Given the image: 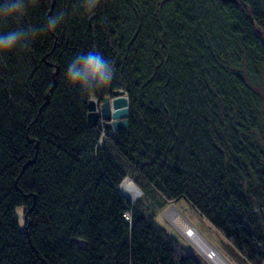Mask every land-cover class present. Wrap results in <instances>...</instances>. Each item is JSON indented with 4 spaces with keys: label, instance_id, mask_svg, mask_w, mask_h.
Masks as SVG:
<instances>
[{
    "label": "trees",
    "instance_id": "trees-1",
    "mask_svg": "<svg viewBox=\"0 0 264 264\" xmlns=\"http://www.w3.org/2000/svg\"><path fill=\"white\" fill-rule=\"evenodd\" d=\"M61 14L0 55V264H203L156 223L157 196L264 264V98L239 72L264 73V0H37L0 30ZM89 51L114 77L85 93L65 72ZM118 89L128 128L90 127V99ZM127 177L145 202L121 192Z\"/></svg>",
    "mask_w": 264,
    "mask_h": 264
},
{
    "label": "clouds",
    "instance_id": "clouds-1",
    "mask_svg": "<svg viewBox=\"0 0 264 264\" xmlns=\"http://www.w3.org/2000/svg\"><path fill=\"white\" fill-rule=\"evenodd\" d=\"M99 0H83L86 10L95 9ZM37 0H0V29L11 19L25 16ZM63 15L50 17L44 29L31 26H17L0 30V55L11 52L35 38L41 31L55 29L62 23ZM114 77L112 64L101 54L89 51L86 55L74 57L65 72L67 83L88 93L97 88L107 87Z\"/></svg>",
    "mask_w": 264,
    "mask_h": 264
},
{
    "label": "rangeland",
    "instance_id": "rangeland-1",
    "mask_svg": "<svg viewBox=\"0 0 264 264\" xmlns=\"http://www.w3.org/2000/svg\"><path fill=\"white\" fill-rule=\"evenodd\" d=\"M258 33L263 37L264 39V33L257 29ZM239 72L245 76V78L248 80L249 84L257 91L259 92L263 98H264V73L261 76L260 79L255 81L247 72L245 68L239 69ZM101 120V119H100ZM262 125L261 130L264 127V108H263V119H262ZM104 130H107L104 128ZM257 135H259L260 132L257 130L254 131ZM104 133L103 135H105ZM256 141L262 145L264 148V140H262L259 136L257 137ZM103 144V140H101V145ZM246 181V182H245ZM245 185L252 189L251 192H248L249 195L253 197L254 203L256 206H258V200L256 198V192L258 189V182L255 177L248 178L247 180H244ZM123 183V182H122ZM121 183V184H122ZM121 186V185H120ZM144 195V193H143ZM142 195V196H143ZM141 196V197H142ZM142 199L144 202V198ZM156 204L150 203V207L152 206V209L149 210L150 212L155 215V221L156 223L163 227L165 230L169 232L174 238H176L185 248H187L190 252H192L199 261H201L203 264H214L213 261L207 257V254L202 252L198 247H196L190 239L184 234V232L176 226L170 218L167 216V211L171 207H175L180 212L183 213V215L205 236V238L210 241L212 246L222 253L228 261L231 262V264H249L242 256L241 254L232 247V245L222 236V234L216 230L214 227L211 226L209 222H207L203 217L195 211L185 200L180 201H172V202H166L163 197L157 196ZM165 201V202H164ZM163 202V203H162ZM24 209L18 208V215L21 220H24Z\"/></svg>",
    "mask_w": 264,
    "mask_h": 264
},
{
    "label": "water",
    "instance_id": "water-1",
    "mask_svg": "<svg viewBox=\"0 0 264 264\" xmlns=\"http://www.w3.org/2000/svg\"><path fill=\"white\" fill-rule=\"evenodd\" d=\"M88 107L90 127L96 126L101 119L107 130H126L128 128L129 97L125 90H114L112 95L107 96L102 103L92 97ZM126 179L132 180L129 177ZM136 186L141 190L137 184Z\"/></svg>",
    "mask_w": 264,
    "mask_h": 264
},
{
    "label": "bare ground",
    "instance_id": "bare-ground-1",
    "mask_svg": "<svg viewBox=\"0 0 264 264\" xmlns=\"http://www.w3.org/2000/svg\"><path fill=\"white\" fill-rule=\"evenodd\" d=\"M120 190L131 204H135L143 195V192L130 179H125L123 181ZM167 216L184 232L190 241L202 252L206 253L208 257L210 251H215V255L213 254L209 257L214 264H231L222 253L212 246L210 241L205 238V236L183 215L182 212L175 207H171L167 211Z\"/></svg>",
    "mask_w": 264,
    "mask_h": 264
},
{
    "label": "built area",
    "instance_id": "built-area-1",
    "mask_svg": "<svg viewBox=\"0 0 264 264\" xmlns=\"http://www.w3.org/2000/svg\"><path fill=\"white\" fill-rule=\"evenodd\" d=\"M208 254H209V257L212 256L213 254L215 255V251H210ZM207 257H208V255H207Z\"/></svg>",
    "mask_w": 264,
    "mask_h": 264
}]
</instances>
